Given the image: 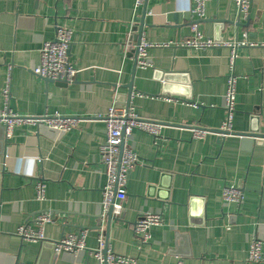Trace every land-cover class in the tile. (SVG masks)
I'll return each instance as SVG.
<instances>
[{
  "label": "crops",
  "instance_id": "0c3cea01",
  "mask_svg": "<svg viewBox=\"0 0 264 264\" xmlns=\"http://www.w3.org/2000/svg\"><path fill=\"white\" fill-rule=\"evenodd\" d=\"M249 1L246 18L231 0H206L198 18L192 0L138 7L135 0H0V114L9 82L12 113L80 120L63 133L43 123L15 125L9 136L0 124V264H96L86 250L56 254L44 241L22 242L17 228L42 212L52 215L43 229L50 243L85 229L87 248L102 236L135 264H250L252 238L264 242V139L191 138V127L221 126L230 48L150 47L146 68L133 54L138 40L179 42L194 27L204 38L245 42L235 48L232 129L264 137V0ZM57 26L72 34L68 55L78 72L69 84L33 74ZM128 86L129 107L163 127L156 139L141 130L125 138L139 163L127 172L120 214L107 221L103 116L111 106L125 108ZM37 183L43 200H36ZM227 184L242 189L240 205L222 201ZM144 213L162 220L145 244L132 232Z\"/></svg>",
  "mask_w": 264,
  "mask_h": 264
},
{
  "label": "built area",
  "instance_id": "2783aa9c",
  "mask_svg": "<svg viewBox=\"0 0 264 264\" xmlns=\"http://www.w3.org/2000/svg\"><path fill=\"white\" fill-rule=\"evenodd\" d=\"M194 6L192 14L198 18L203 17L206 0H192ZM238 12L247 17L249 11V0H231ZM144 0H135V6H141ZM193 35L179 42L171 41L162 44H150L141 41L135 48L137 49L136 64L141 68L150 66L147 50L150 47L177 46L189 49H205L210 47H228L230 73L226 78V89L224 93V119L217 130L194 126L191 127V138L202 140L207 134H216L220 138L237 135L233 132L232 122L234 119L236 106V77L233 67L236 60L235 48L245 45V42H225L216 41L211 38H204L196 28H193ZM71 31L65 27L57 26L53 40L44 42L39 50V64L33 70V74L39 78L50 81H63L67 84L75 80L78 70L74 68L69 60L68 51L71 44ZM3 110L0 114V124L5 127V132L9 136L15 125L43 123L51 130L66 132L79 123L77 118L64 117L58 113L52 115H42L39 117H23L11 112L8 106L9 82L1 91ZM105 124V140L99 146L100 161L104 166L105 186L102 190V209L106 213L112 207L113 214H120L121 202L126 196V175L139 160L128 147L124 146L125 138L130 136L133 130H141L149 134L152 138L159 137L163 125L155 120L140 118L131 107L121 108L111 106L103 116ZM240 137V136H239ZM241 138V137H240ZM258 139V138H256ZM264 139V137L259 138ZM121 144L123 147L121 148ZM36 200H43L44 185L36 184ZM243 200V191L240 187L227 184L222 190V201L226 204L240 205ZM52 215L48 212L38 213L33 216V225L26 222L19 226L16 235L22 242L37 243L46 241L43 234L44 226L51 223ZM161 218L156 214L144 213L140 215L133 224L132 232L134 236L143 244L147 243L152 227L160 226ZM87 230L82 229L73 233L64 234L59 240L53 242L54 252H66L73 255L81 251H88L96 264H135L133 258L112 253L102 236H98L95 248H87L85 244ZM247 262L250 264L264 263V242L252 238L249 246ZM176 264H182L180 260Z\"/></svg>",
  "mask_w": 264,
  "mask_h": 264
},
{
  "label": "water",
  "instance_id": "95a60500",
  "mask_svg": "<svg viewBox=\"0 0 264 264\" xmlns=\"http://www.w3.org/2000/svg\"><path fill=\"white\" fill-rule=\"evenodd\" d=\"M142 27H140V29H141ZM140 29H139V31H140ZM140 43V41L138 40L137 41V43H136V45L135 46H137L138 44ZM133 54H134V59H135V63H136V59H137V49L135 48L134 50H133ZM43 80H45V79H43ZM45 81H50V80H45ZM55 82H59V83H61V84H65V82H63V81H55ZM131 87L132 86H128V99H127V102H126V104H125V108H128L129 107V96H130V94H131ZM237 135H239L240 137H242V138H248V139H250V140H252V139H256V138H262L263 136H261V135H259V134H255V133H248V134H237ZM123 147V145L121 144V148ZM112 207H109V209L107 210V212H106V217H107V221H110L111 219H112ZM120 216V215H119ZM50 244L51 246H52V249H54V244L53 243H50V242H48V241H44L43 242V244ZM37 264H39V263H37Z\"/></svg>",
  "mask_w": 264,
  "mask_h": 264
}]
</instances>
